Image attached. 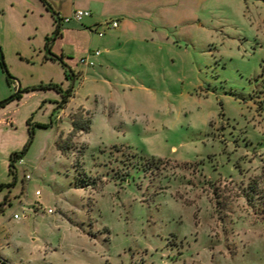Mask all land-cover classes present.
Masks as SVG:
<instances>
[{
    "label": "rangeland",
    "instance_id": "rangeland-1",
    "mask_svg": "<svg viewBox=\"0 0 264 264\" xmlns=\"http://www.w3.org/2000/svg\"><path fill=\"white\" fill-rule=\"evenodd\" d=\"M44 4L0 0V102L23 90L0 107V258L264 264V0H156L161 37L99 86L78 64L88 39L71 21L55 36ZM49 83L62 108L26 91Z\"/></svg>",
    "mask_w": 264,
    "mask_h": 264
},
{
    "label": "crops",
    "instance_id": "crops-1",
    "mask_svg": "<svg viewBox=\"0 0 264 264\" xmlns=\"http://www.w3.org/2000/svg\"><path fill=\"white\" fill-rule=\"evenodd\" d=\"M70 2V8L62 14L70 16L77 9H86L92 12L82 21H71L69 28L88 39L82 48L84 55L89 51H101V55L94 58L96 65L92 67L95 75L93 80L98 84L97 86L101 83L111 85L112 80L109 78V72L112 69L120 65L125 66L128 63L141 62V45L161 37L157 36L153 30V26L156 24L154 10L153 8L148 9V7L154 6L156 0H70ZM58 10H60L59 13L53 10L54 19L64 12L63 4ZM111 16L120 20V25L117 28L102 24L104 19ZM99 32H104V35L100 36ZM162 35H165L166 39L169 38L167 33ZM92 46H95L94 50H92Z\"/></svg>",
    "mask_w": 264,
    "mask_h": 264
},
{
    "label": "trees",
    "instance_id": "trees-1",
    "mask_svg": "<svg viewBox=\"0 0 264 264\" xmlns=\"http://www.w3.org/2000/svg\"><path fill=\"white\" fill-rule=\"evenodd\" d=\"M42 1L49 7V9H52L50 7V5L48 4L47 0H42ZM55 20H56V23H57V28H60V31L57 34V35H59L61 33V27H60L61 23H59V20H61L60 16L57 15V18ZM48 59L55 60V61L56 60H60L62 62L64 61L63 57H61L59 55H56V54H51L50 56H48ZM66 74L68 76V70H66ZM9 82H10V80H9ZM50 88L56 89L57 91L62 93L64 99L61 102V104L59 105V108H62L63 105H65L68 102L69 97L71 96V93L69 91L65 92L63 90V88L59 84H56V83L40 84L38 86L29 87V88L26 89V91L36 90V89H50ZM22 91L23 90H20V92L17 93V95L12 100L21 99L22 98ZM38 125L41 126V127H47L48 126L47 124H38ZM72 130H80V131L81 130H87L88 131L89 130V126H88V123L86 121L84 122L83 120H79L78 121V120L74 119L73 120V125H72ZM20 155H21V152H16V153L12 154L11 160H10V168H11V170L13 172H15L16 177H17V171L14 170V168H15L16 161L19 159ZM7 186H10V184H4V183L0 184V190L4 189Z\"/></svg>",
    "mask_w": 264,
    "mask_h": 264
},
{
    "label": "built area",
    "instance_id": "built-area-1",
    "mask_svg": "<svg viewBox=\"0 0 264 264\" xmlns=\"http://www.w3.org/2000/svg\"><path fill=\"white\" fill-rule=\"evenodd\" d=\"M92 14V12L90 10H86V9H77L75 10L70 16H66L64 18H62L60 21L62 23L63 22H70L73 20L76 21H82L85 17L90 16ZM102 24L108 25L112 28H117L120 25V20L118 18H113V17H108L106 19L103 20ZM100 36L104 35V32H99ZM101 55V51L100 50H95V51H89L86 55L82 56L79 60V64L80 66L84 67H92L96 65V61H95V57ZM26 179L27 180H31L32 179V175L27 174L26 175ZM36 194L40 197L41 196V192L39 190L36 191ZM52 209H49L48 212H52ZM14 217L16 219H20L21 215L19 214H15Z\"/></svg>",
    "mask_w": 264,
    "mask_h": 264
},
{
    "label": "water",
    "instance_id": "water-1",
    "mask_svg": "<svg viewBox=\"0 0 264 264\" xmlns=\"http://www.w3.org/2000/svg\"><path fill=\"white\" fill-rule=\"evenodd\" d=\"M59 23H61V21L59 20ZM59 31H60V28H56V30H55V36H57V34L59 33ZM53 40H51V42H52ZM0 51H1V48H0ZM2 52V51H1ZM1 56H2V64H3V66H4V68H5V70H6V72L8 73V75H9V77H10V73H9V70H8V68H7V65L5 64V62H4V55H3V53H1ZM68 68V71L71 73V75H72V82H71V88H70V90L69 91H71L72 89H73V87H74V84H75V72H74V70L73 69H71L69 66L67 67ZM20 90H21V84L19 83V86L17 87V90H16V92L12 95V96H10L9 98H7V99H5V100H2L1 102H0V107L1 106H3V105H5L6 103H8L9 101H11L16 95H17V93H19L20 92ZM3 262H5L4 261V259L3 258H0V263H3ZM5 264H8L7 262H5Z\"/></svg>",
    "mask_w": 264,
    "mask_h": 264
},
{
    "label": "flooded vegetation",
    "instance_id": "flooded-vegetation-1",
    "mask_svg": "<svg viewBox=\"0 0 264 264\" xmlns=\"http://www.w3.org/2000/svg\"><path fill=\"white\" fill-rule=\"evenodd\" d=\"M5 261V260H4ZM5 262H7V261H5ZM5 262H3V263H0V264H5Z\"/></svg>",
    "mask_w": 264,
    "mask_h": 264
}]
</instances>
